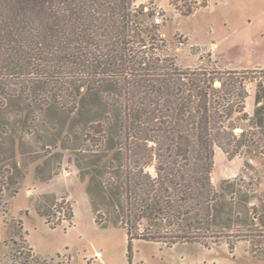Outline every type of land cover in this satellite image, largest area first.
Wrapping results in <instances>:
<instances>
[{
  "label": "rangeland",
  "instance_id": "rangeland-1",
  "mask_svg": "<svg viewBox=\"0 0 264 264\" xmlns=\"http://www.w3.org/2000/svg\"><path fill=\"white\" fill-rule=\"evenodd\" d=\"M178 4L133 2L144 8L142 28L157 26L164 41H156L157 54L175 58L181 67L218 71L264 63V0ZM188 7L192 12L184 15ZM236 71L244 76L250 118L235 117L238 135L229 150L216 148L212 180L227 196L236 190L232 226L264 231V98L258 100L264 66ZM38 89L35 94L36 89L0 83V259L10 261L25 245L54 264H264V243L253 251L247 240L230 252L227 241L209 249L140 239L130 253L120 225V127L101 126L111 106L103 94L86 88L72 89L68 106L57 92ZM225 211L220 222L226 221Z\"/></svg>",
  "mask_w": 264,
  "mask_h": 264
},
{
  "label": "trees",
  "instance_id": "trees-1",
  "mask_svg": "<svg viewBox=\"0 0 264 264\" xmlns=\"http://www.w3.org/2000/svg\"><path fill=\"white\" fill-rule=\"evenodd\" d=\"M178 1L171 0L176 7ZM133 2L0 0V83L57 92L66 106L75 88L103 94L113 112L101 126L120 127V225L130 253L140 239L209 249L227 241L230 252L247 240L256 251L264 243L262 227L232 226L236 190L227 196L212 180L216 148L233 145L235 117L250 118L244 76L181 67L157 54V26L142 28L144 8ZM3 259L0 264H54L25 245Z\"/></svg>",
  "mask_w": 264,
  "mask_h": 264
},
{
  "label": "crops",
  "instance_id": "crops-1",
  "mask_svg": "<svg viewBox=\"0 0 264 264\" xmlns=\"http://www.w3.org/2000/svg\"><path fill=\"white\" fill-rule=\"evenodd\" d=\"M264 66V63H257L254 65H242V64H238V65H233V66H225L226 68L229 69H241V70H247V69H253V68H257V67H262ZM245 111H246V107H245Z\"/></svg>",
  "mask_w": 264,
  "mask_h": 264
},
{
  "label": "built area",
  "instance_id": "built-area-1",
  "mask_svg": "<svg viewBox=\"0 0 264 264\" xmlns=\"http://www.w3.org/2000/svg\"><path fill=\"white\" fill-rule=\"evenodd\" d=\"M157 23L161 22V17L159 16V13L157 14V18H156Z\"/></svg>",
  "mask_w": 264,
  "mask_h": 264
}]
</instances>
